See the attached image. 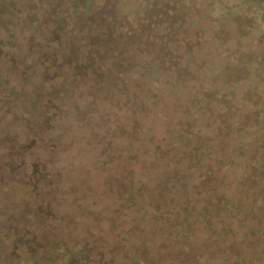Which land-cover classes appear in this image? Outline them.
Here are the masks:
<instances>
[{"label": "trees", "instance_id": "1", "mask_svg": "<svg viewBox=\"0 0 264 264\" xmlns=\"http://www.w3.org/2000/svg\"><path fill=\"white\" fill-rule=\"evenodd\" d=\"M199 2L0 1V29L54 58L37 76L33 55L0 58V264H264V0L213 3L219 30L236 27L224 51L199 30ZM29 140L39 149L23 157ZM53 156L57 195H11L23 167Z\"/></svg>", "mask_w": 264, "mask_h": 264}, {"label": "rangeland", "instance_id": "2", "mask_svg": "<svg viewBox=\"0 0 264 264\" xmlns=\"http://www.w3.org/2000/svg\"><path fill=\"white\" fill-rule=\"evenodd\" d=\"M0 1H3V0H0ZM238 1L239 0H217V1L203 0V3H202L204 5L203 9H204V13H205V19H204L203 23L200 24L199 30H207V31L210 30V31H213V34L215 32H217V34L215 36H213V38L217 37V38H221L223 40V51L225 48L228 47L229 43H231L232 41H236V27L234 25V22L231 21L230 22V26H231L230 30H228V31H223L222 29L219 30V25H217L215 22L217 20H219V18H221L223 20V16L220 15L219 18H215V16L212 14V11L214 13H216V11H218V10L216 7L217 5H214L213 3L218 4L221 7H223V5L226 6L228 2L231 3L232 5L237 6ZM199 3H201V0ZM193 12L197 14L198 11L196 12V8H195V9H193ZM4 13H6V14H2V18H0V20L3 22H6L7 18H9L11 16L9 15L8 12H4ZM226 22L227 21H225L224 23H226ZM16 24L17 23L15 22V24L10 25L11 26L10 29H13L14 25H16ZM256 27L259 29L260 28L259 24H256ZM1 28H3V27L1 26ZM15 28H17V26ZM230 31H233V33L230 34ZM27 35H28L27 32H21L20 30L15 29L14 30V36H12V34L9 31L5 32L4 30L0 29V58L4 60L5 56L8 55L12 59H14V64H15V62H18L22 66L23 61L26 60L29 55L30 56L33 55L36 58V62L34 63L33 69L31 70V72H33L34 75L37 76V66L42 63V62H38L37 59H39V57L42 56V54L46 55L47 60H50V58H51V60H53L54 58L52 57L49 48H47L45 44L43 47H37L34 45H32V46L27 45V46H25V48H21L20 46L24 45L26 43V40L29 39L27 37ZM253 37L256 38L253 40V44H258V42L260 41V43H262L261 44V51H263L264 50V36H262L261 40L259 39V36H257V37L253 36ZM10 38L13 40H11ZM9 46L12 47V49H10V51L8 53L7 51L9 50L8 48H10ZM238 49L239 48H237V50ZM237 50H236V46H235V47L231 48L228 52H226V50H225V53L221 52L219 54L214 55L213 56L214 62L216 63V65L220 64V67L225 70V67L228 66L230 63V61L227 60L228 55L233 53V52H236ZM243 51H247L248 54L251 53V49H249L247 47H245ZM247 56L248 55L245 56V58H246L245 60L243 59L242 62L239 61V63H240V65H241V63H243V64L248 63V66H247V68H248L250 60L247 59ZM239 59H242V53L241 52L238 55L237 60H239ZM232 64H237V63H235V61H234ZM232 64H231V66H235ZM213 65H215V64H213ZM44 66H46V65H42V67H44ZM253 69H255V68H253ZM260 70H262L264 73V62L259 64V68L257 69V71H260ZM42 77H43V74L40 75V79H42ZM77 91L79 92V90H77ZM61 100H62V98H61ZM63 100H65V98ZM63 100H62V102H63ZM65 102H66L67 107H69L70 109H72L76 106L77 113L78 114L80 113L81 110L78 107L79 102H77V100L75 99L74 96H71L70 98L66 99ZM80 115H81V113H80ZM78 117H79L78 118V122H79L80 116H78ZM42 135H43L42 136V140H43L45 133ZM33 144H34L33 142L30 143V140L24 144V147H26V148L21 150V154L23 157H25V156L33 157V153H35L39 149V146H36V150H35V145H33ZM42 145H43L42 146L43 148L47 149L49 154H50V152H53V151H55L56 153H60L62 151L60 149H63V147H64L62 145V143L55 144L54 142H51L50 140H43ZM19 146L16 147V150L20 148ZM77 148L79 149L78 146H77ZM71 149H73V148H71ZM64 151H66V150H64ZM67 151H69V149ZM53 157L54 158H52V157L48 158L47 161L50 163L47 165L48 166L47 169L43 166H40V167L38 166V168L32 167L33 165L36 166L35 163H33V164L30 163L32 166L30 165L28 168L23 167L21 170V173H19L20 174L19 178L21 176V180L16 181L18 183V187L16 188V190L14 192H11V195H20L22 193V189H27V190L29 189V192H32L33 195H41L42 197L47 198V199H48V196L57 195V189H58L57 187H58L59 183H56L55 180L50 179V175H48V176L45 175L47 173V171H51V170L54 171L53 167L56 166L54 164L56 162L60 161V159L58 157H55V156H53ZM64 158H65V161L67 162L65 153H64ZM57 166L59 167L58 164H57ZM33 169H38V171H34ZM8 170H6V171H8ZM72 180L73 179H71L70 181H65V182H67L69 185L75 184L76 181H72ZM78 190H81V187ZM73 196L75 199L77 197H79V195H73ZM57 198L58 197H56V199ZM80 199L81 200H79V203L85 205V201L82 198H80ZM48 202H50V201H48ZM19 206L16 204V206L14 208L18 210L21 208V206H20V208H19ZM67 227L68 226H66V228ZM85 227L87 228L88 225H84L83 230L78 229L76 231L75 236H74L75 239L72 240V242H67V245H65L67 248L68 247H74V246L79 247L82 244L83 240L87 239L86 236H82ZM56 238L57 237H55L53 239V242H50V241H52V239L48 237V240L46 241V239L45 240L43 239V242L45 243V245H49L50 248L57 246L53 250L62 251L64 249V247L60 246L59 243H61L63 241V238H59L58 242H54V240ZM66 247H65V249H66ZM52 257H53V254L50 252L48 255V258L53 259Z\"/></svg>", "mask_w": 264, "mask_h": 264}]
</instances>
